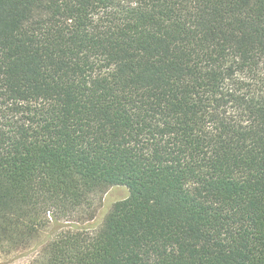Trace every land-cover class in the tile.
Instances as JSON below:
<instances>
[{
    "label": "trees",
    "instance_id": "trees-1",
    "mask_svg": "<svg viewBox=\"0 0 264 264\" xmlns=\"http://www.w3.org/2000/svg\"><path fill=\"white\" fill-rule=\"evenodd\" d=\"M48 226L35 264H264V0H0V256Z\"/></svg>",
    "mask_w": 264,
    "mask_h": 264
},
{
    "label": "rangeland",
    "instance_id": "rangeland-1",
    "mask_svg": "<svg viewBox=\"0 0 264 264\" xmlns=\"http://www.w3.org/2000/svg\"><path fill=\"white\" fill-rule=\"evenodd\" d=\"M127 191V190H126ZM125 189L116 187L109 189L106 193L92 197V205L81 212H77L69 218H63L59 221L65 230H73L74 227H97V218L102 217L104 209L109 207L110 203L125 197ZM51 227L48 226L40 231L33 238L31 244L22 252L11 254L5 257L0 256V264H35L41 259L42 250L48 247L51 241Z\"/></svg>",
    "mask_w": 264,
    "mask_h": 264
},
{
    "label": "water",
    "instance_id": "water-1",
    "mask_svg": "<svg viewBox=\"0 0 264 264\" xmlns=\"http://www.w3.org/2000/svg\"><path fill=\"white\" fill-rule=\"evenodd\" d=\"M116 188V187H115Z\"/></svg>",
    "mask_w": 264,
    "mask_h": 264
}]
</instances>
